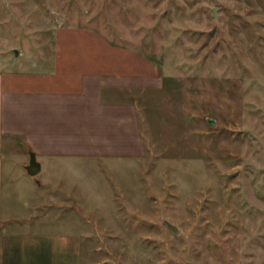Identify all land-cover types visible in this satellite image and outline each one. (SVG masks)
<instances>
[{
	"label": "rangeland",
	"instance_id": "rangeland-1",
	"mask_svg": "<svg viewBox=\"0 0 264 264\" xmlns=\"http://www.w3.org/2000/svg\"><path fill=\"white\" fill-rule=\"evenodd\" d=\"M69 24L163 77L138 96L145 155L84 196L82 264H264V0H0V69L49 67Z\"/></svg>",
	"mask_w": 264,
	"mask_h": 264
},
{
	"label": "crops",
	"instance_id": "crops-1",
	"mask_svg": "<svg viewBox=\"0 0 264 264\" xmlns=\"http://www.w3.org/2000/svg\"><path fill=\"white\" fill-rule=\"evenodd\" d=\"M162 84L153 58L78 24L57 28L49 67L0 69V264H82L100 206L84 196L145 155L138 96Z\"/></svg>",
	"mask_w": 264,
	"mask_h": 264
},
{
	"label": "water",
	"instance_id": "water-1",
	"mask_svg": "<svg viewBox=\"0 0 264 264\" xmlns=\"http://www.w3.org/2000/svg\"><path fill=\"white\" fill-rule=\"evenodd\" d=\"M209 121L211 124L215 123V119L213 118H209ZM27 169L29 173L31 174H36L41 170V163L38 160L37 155L33 150L30 151V162L27 165ZM168 224L173 228V230L175 231L178 230V227L176 224H173L172 222H169V221H168Z\"/></svg>",
	"mask_w": 264,
	"mask_h": 264
}]
</instances>
